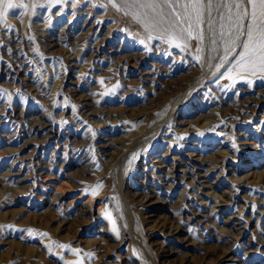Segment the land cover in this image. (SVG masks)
<instances>
[{
	"label": "rangeland",
	"instance_id": "rangeland-1",
	"mask_svg": "<svg viewBox=\"0 0 264 264\" xmlns=\"http://www.w3.org/2000/svg\"><path fill=\"white\" fill-rule=\"evenodd\" d=\"M195 5L0 0V264H264V0Z\"/></svg>",
	"mask_w": 264,
	"mask_h": 264
},
{
	"label": "bare ground",
	"instance_id": "bare-ground-1",
	"mask_svg": "<svg viewBox=\"0 0 264 264\" xmlns=\"http://www.w3.org/2000/svg\"><path fill=\"white\" fill-rule=\"evenodd\" d=\"M199 3H200V0H196V5L193 7V9L190 10V14L192 15L193 18H198L199 16ZM71 19V18H70ZM48 33V32H47ZM58 33V32H57ZM56 33V34H57ZM152 62V61H151ZM153 63V62H152ZM139 66V65H138ZM153 66V65H152ZM170 148V147H169ZM168 148V149H169ZM170 154V153H169ZM167 155V154H166ZM194 157V156H193ZM192 157V158H193ZM196 157V155H195ZM173 181V180H172ZM125 184V183H124Z\"/></svg>",
	"mask_w": 264,
	"mask_h": 264
}]
</instances>
